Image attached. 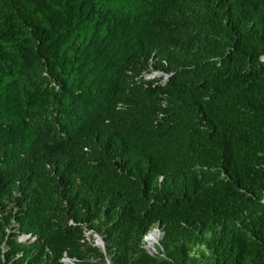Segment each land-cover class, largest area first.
<instances>
[{
  "label": "trees",
  "instance_id": "1",
  "mask_svg": "<svg viewBox=\"0 0 264 264\" xmlns=\"http://www.w3.org/2000/svg\"><path fill=\"white\" fill-rule=\"evenodd\" d=\"M64 254L264 264V0H0V264Z\"/></svg>",
  "mask_w": 264,
  "mask_h": 264
},
{
  "label": "clouds",
  "instance_id": "2",
  "mask_svg": "<svg viewBox=\"0 0 264 264\" xmlns=\"http://www.w3.org/2000/svg\"><path fill=\"white\" fill-rule=\"evenodd\" d=\"M160 76L163 77L162 78L163 82L168 77V75L165 72L155 70V69H152L150 72L144 74V78H146V79L160 77ZM161 178L162 177H160L159 180H161ZM155 227H156L157 231L154 230ZM153 232H156V234H157V236H156L157 243L155 244L156 246L154 247L155 251L150 252L146 248V244L150 242L147 237L149 236L150 233H153ZM85 234L87 236L86 239L89 242H91L95 246H98L100 249H102L103 252H105V241L100 234L94 232L93 230H87ZM162 235H163V231L158 227V225H154L153 227H151L147 232H145L142 235V237L140 239V247L142 246L146 250V252L149 253L150 255L156 254L157 253V247L159 246V241H160ZM28 238H30L31 240H34L35 236H31V234H29V233L28 234H19V241H21V242L26 241ZM155 241L150 242V243H155ZM62 261L70 263V264H74L73 260L71 258H69L66 254H64V256L62 257ZM106 264H111L109 258H106Z\"/></svg>",
  "mask_w": 264,
  "mask_h": 264
},
{
  "label": "rangeland",
  "instance_id": "3",
  "mask_svg": "<svg viewBox=\"0 0 264 264\" xmlns=\"http://www.w3.org/2000/svg\"><path fill=\"white\" fill-rule=\"evenodd\" d=\"M154 230H156L157 231V229H156V227H155V229ZM151 242V241H150ZM147 243L146 244V248L151 252H153V251H155V249H154V247L156 246L155 244L157 243V240L155 241V243Z\"/></svg>",
  "mask_w": 264,
  "mask_h": 264
},
{
  "label": "bare ground",
  "instance_id": "4",
  "mask_svg": "<svg viewBox=\"0 0 264 264\" xmlns=\"http://www.w3.org/2000/svg\"><path fill=\"white\" fill-rule=\"evenodd\" d=\"M156 232L150 233L149 236L147 237L149 241L154 242L156 240Z\"/></svg>",
  "mask_w": 264,
  "mask_h": 264
}]
</instances>
